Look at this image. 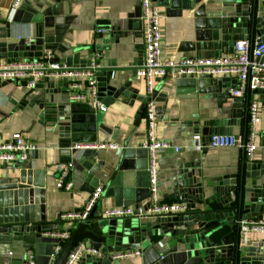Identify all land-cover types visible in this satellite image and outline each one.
Returning <instances> with one entry per match:
<instances>
[{"label": "crops", "instance_id": "obj_1", "mask_svg": "<svg viewBox=\"0 0 264 264\" xmlns=\"http://www.w3.org/2000/svg\"><path fill=\"white\" fill-rule=\"evenodd\" d=\"M246 1L251 4L253 0ZM12 2L2 0L0 3L1 62L38 59L50 48L56 62L63 63L65 57L78 53V63L74 67L98 66L101 61L105 66L100 70L98 66L97 70L98 100L104 112L90 104L70 103L66 86L60 82H39L34 89H25L19 82L0 83V143L10 142L14 133H20L36 144L37 150L27 159L33 168L44 173L45 227L51 231L65 230L61 216L82 210L94 191L91 189L110 183L111 176L117 185L133 187L124 192L123 201L133 202L134 208L120 207L145 210L149 196V153L144 147L146 119L142 102L137 95H121L115 99L107 91L102 94L108 72H112L110 87L119 88L132 81V89L145 95L144 83L136 76L144 53L139 0H21L15 9L11 7ZM152 3L161 15V56L165 59L179 61L187 57L229 55L236 41L251 42L249 21L247 27L228 29L226 33L221 29V20L232 15L230 6L235 0H152ZM256 12L258 16L264 15V0H256ZM37 30L44 35L42 51H34L31 59L26 52L25 57L19 58L20 47L27 45L25 40L33 42ZM256 38L264 42L263 33H255L252 41ZM64 47L69 50L63 51ZM236 86L234 76L184 78L168 73L156 81L152 98L156 116L154 133L156 140L168 145L154 152L161 203L187 205L174 198L178 189L177 174L186 168L200 172L203 181L236 173L242 159L247 164L261 165L260 170L264 171V90L233 98L230 91ZM40 99L44 103L52 101L60 112L57 123H53L48 114L39 117ZM252 101L263 109L253 127L252 142L257 149L252 161H247L243 152L235 147H205L200 152L193 148L195 135L201 137L203 144L213 134L246 136L248 105ZM91 115L95 123L93 129L88 123ZM98 143L113 144L117 148L86 151L74 148L77 144ZM129 149L134 150V155L128 161L125 152ZM81 158L89 159L90 167L81 165ZM15 166L6 168L0 164V182L7 175L19 172ZM67 166H71L66 178L73 185L70 191L57 187L60 172ZM127 166L132 168L125 169ZM256 182L263 184L264 176ZM206 191L205 197H211L210 189ZM96 205L100 216L103 210L117 207L112 195H100ZM262 219L264 216L223 227L218 237L224 236L227 243L238 239L245 247L264 245V232H248L245 243L238 236L241 224ZM80 243L95 248L88 242ZM97 250L95 256L82 254L77 264H201L200 258L184 245H178L176 239L159 236L135 237L122 245L120 252L140 251L139 257L131 259L109 262L105 254L112 256L115 252L109 253L105 247ZM28 254L34 256L36 264H49L48 256L36 255L32 250L26 253L20 243L0 246V264H27Z\"/></svg>", "mask_w": 264, "mask_h": 264}, {"label": "water", "instance_id": "obj_2", "mask_svg": "<svg viewBox=\"0 0 264 264\" xmlns=\"http://www.w3.org/2000/svg\"><path fill=\"white\" fill-rule=\"evenodd\" d=\"M230 8L232 13H229L232 15L223 17L221 20V29L225 33L228 29H237L239 26L247 27L249 21L251 42L255 33L264 34V15H257L256 0H253L251 4L246 0H235ZM35 36L36 38L30 45L20 47L19 58H22L26 52L31 59L34 51H42L45 44L44 35L37 30ZM46 49L50 50V48ZM66 50L69 48L64 47L63 51ZM78 58L79 54L73 53L61 62L67 67H74L78 63ZM98 66L99 70L105 67L103 61ZM111 75L112 72H108L105 86H102V94L107 91L108 95L115 99L121 95L124 97L137 95L142 102L141 108H144L146 97L143 94L140 95L138 90L132 89V81L119 88L110 87L108 84ZM154 94L155 91L151 98ZM39 103L41 110L39 117L42 118L44 114H48L52 122L57 123V118L61 114L52 105V101L44 103L43 99H40ZM88 123L92 129L95 127L92 115ZM141 150L143 153L146 152ZM133 155L134 150L129 149L125 152V159L129 161ZM28 161L27 159L15 162V168L19 172L7 175L0 182V246L6 243H20L26 253L32 250L36 255L49 257L56 240L45 236V233L51 230L45 227L44 173L41 169L33 168ZM88 161L90 160L81 158L79 163L90 167ZM129 167L132 168L131 166L124 168ZM260 169L261 165L247 164L242 159L236 173L208 181H203L198 171H188V168L181 170L177 174L178 189L174 198L185 202L190 208V212L181 217L145 222L134 215L132 218L120 220L123 222H118L115 219L101 217L97 213L96 205L88 220L76 225L53 264H64L72 249L80 242H88L97 249L105 247L107 252L116 253L121 250L122 245L132 241L135 237L149 239L151 236L176 239L178 245H184L189 252L200 258L201 264H264L263 244L245 247L240 245L238 239L227 243L224 236L218 237L223 227H231L242 220L264 216V183L259 185L256 182V179L264 176V171ZM253 171L256 172L254 175L251 174ZM85 180L88 181V179ZM113 180L114 176H111V182L101 187V197L112 195L115 206L129 205L134 208L133 202L124 203L123 201L124 192L133 189L132 185L122 187V183L117 185ZM206 188L210 189L211 197H205ZM147 207L148 203L144 208ZM105 257L109 262L112 261L108 254H105ZM95 264L101 263L96 262Z\"/></svg>", "mask_w": 264, "mask_h": 264}, {"label": "built area", "instance_id": "obj_3", "mask_svg": "<svg viewBox=\"0 0 264 264\" xmlns=\"http://www.w3.org/2000/svg\"><path fill=\"white\" fill-rule=\"evenodd\" d=\"M2 0H0L1 3ZM21 0H13L11 7L17 8ZM140 19L143 23V60L136 71V76L144 83L146 119V143L144 147L149 153L147 168L148 175V207L145 210L134 211L129 207H115L105 209L101 217L105 219L124 220L136 215L140 219H165L168 217H181L189 212L185 204H163L159 200L157 186V168L154 152L156 149L167 147V143L155 138V101L151 98L156 81L172 73L177 77L184 78H216L218 76H234L237 86L230 91L233 98H241L247 92L264 90V43L256 38L236 41L229 55L212 58L187 57L179 61L165 59L162 55V29L160 25L161 15L153 5L152 0H139ZM27 45L32 39L25 40ZM98 59V55L95 56ZM98 66L92 64L90 67H67L64 63L53 60L49 51L43 52L38 59L13 60L9 62L0 61V83L19 82L25 89H34L39 82H60L66 86L67 98L70 103H85L94 106L101 112L105 108L98 100L97 85ZM263 109L254 101L248 105L249 130L246 136L216 135L207 138L203 144L200 136L192 138L193 148L200 152L205 147L218 149L235 147L243 152L247 161H252L256 147L252 139L253 127L259 121V113ZM75 150L86 151L94 149H115L113 144H77ZM37 150L36 144L22 137L20 133H14L10 142L0 143V164L11 168L17 161L27 160L30 153ZM12 165V166H11ZM71 166L65 167L57 180V187L64 191H70L73 187L70 181H66ZM101 195V186H97L87 199L80 211L65 213L61 219L65 222L66 229L62 231H49L45 236L56 240V245L49 256V264H53L59 256L64 244L69 239L74 227L88 220L97 200ZM248 232H264V219L258 222H245L238 230L241 242L245 243ZM98 250L85 243H78L70 252L64 264H77L80 256L97 255ZM140 251H119L111 256L114 261L139 257ZM27 264H36L34 256L28 254Z\"/></svg>", "mask_w": 264, "mask_h": 264}]
</instances>
